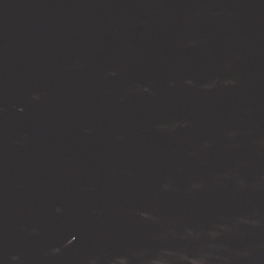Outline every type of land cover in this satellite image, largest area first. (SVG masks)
Segmentation results:
<instances>
[{"label": "water", "instance_id": "95a60500", "mask_svg": "<svg viewBox=\"0 0 264 264\" xmlns=\"http://www.w3.org/2000/svg\"><path fill=\"white\" fill-rule=\"evenodd\" d=\"M0 264H264V0H0Z\"/></svg>", "mask_w": 264, "mask_h": 264}]
</instances>
